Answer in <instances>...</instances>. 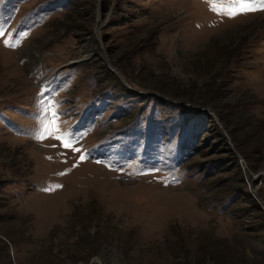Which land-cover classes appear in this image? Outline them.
I'll use <instances>...</instances> for the list:
<instances>
[{
	"label": "rangeland",
	"instance_id": "obj_1",
	"mask_svg": "<svg viewBox=\"0 0 264 264\" xmlns=\"http://www.w3.org/2000/svg\"><path fill=\"white\" fill-rule=\"evenodd\" d=\"M230 2L0 0V264H264V11Z\"/></svg>",
	"mask_w": 264,
	"mask_h": 264
},
{
	"label": "snow or ice",
	"instance_id": "obj_2",
	"mask_svg": "<svg viewBox=\"0 0 264 264\" xmlns=\"http://www.w3.org/2000/svg\"><path fill=\"white\" fill-rule=\"evenodd\" d=\"M213 10L226 14L229 18H234L237 15L246 14L248 12L264 11V0H231L230 4L226 8L217 9L215 5H213ZM2 34V30H0V35ZM6 46H9L8 41H6ZM10 46H15V44H11ZM58 132L59 127L56 124L55 119H53L50 124L43 125V131L39 133L37 138L44 139L46 135H53L55 139L61 141L64 148H72V141L68 140L65 135H58ZM80 159L83 160L84 157L81 156ZM60 187L62 186L58 184L52 185L45 189V191H52Z\"/></svg>",
	"mask_w": 264,
	"mask_h": 264
},
{
	"label": "water",
	"instance_id": "obj_3",
	"mask_svg": "<svg viewBox=\"0 0 264 264\" xmlns=\"http://www.w3.org/2000/svg\"><path fill=\"white\" fill-rule=\"evenodd\" d=\"M80 62H81V61H79V62H74V63H70L69 65L76 64V63L78 64V63H80ZM94 261L97 262L96 259L92 260V262H94Z\"/></svg>",
	"mask_w": 264,
	"mask_h": 264
}]
</instances>
